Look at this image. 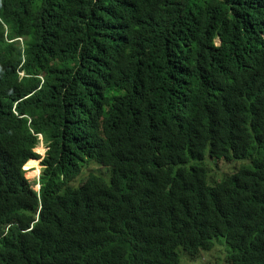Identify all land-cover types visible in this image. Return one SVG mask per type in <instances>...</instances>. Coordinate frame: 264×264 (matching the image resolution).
<instances>
[{
  "label": "trees",
  "instance_id": "1",
  "mask_svg": "<svg viewBox=\"0 0 264 264\" xmlns=\"http://www.w3.org/2000/svg\"><path fill=\"white\" fill-rule=\"evenodd\" d=\"M207 155L251 164L220 181ZM219 238L264 264V0H0V264H182Z\"/></svg>",
  "mask_w": 264,
  "mask_h": 264
},
{
  "label": "rangeland",
  "instance_id": "2",
  "mask_svg": "<svg viewBox=\"0 0 264 264\" xmlns=\"http://www.w3.org/2000/svg\"><path fill=\"white\" fill-rule=\"evenodd\" d=\"M35 153L43 159L45 157L47 150L43 148V144L40 143V145L35 150ZM206 164L210 168L211 172H213V175H219L218 178L220 181L223 179L225 175L228 174H234L237 170L242 168L243 166H249L251 164V161H232L227 162L226 160H217L212 159L210 155L206 156ZM42 161V160H41ZM40 161V162H41ZM39 162V161H38ZM39 162V169L38 165L36 166L35 172L33 167H27L26 172V178L29 181L32 188L38 192L39 186L38 182L41 176L42 167ZM225 178V177H224ZM228 253H230V248L226 244L225 240L222 238L214 240L213 248L211 251H203L197 256L190 257L188 255H181L182 264H223V261L228 256Z\"/></svg>",
  "mask_w": 264,
  "mask_h": 264
},
{
  "label": "bare ground",
  "instance_id": "3",
  "mask_svg": "<svg viewBox=\"0 0 264 264\" xmlns=\"http://www.w3.org/2000/svg\"><path fill=\"white\" fill-rule=\"evenodd\" d=\"M29 165V167H33V169H34V173H36L35 172V169H36V166L35 165H38V169H39V162L37 163V164H28ZM27 170V169H26Z\"/></svg>",
  "mask_w": 264,
  "mask_h": 264
},
{
  "label": "clouds",
  "instance_id": "4",
  "mask_svg": "<svg viewBox=\"0 0 264 264\" xmlns=\"http://www.w3.org/2000/svg\"><path fill=\"white\" fill-rule=\"evenodd\" d=\"M40 143H42V144H43V148H45V147H44V142H43V138H42V137L39 138V145H40ZM39 145H38V146H39ZM45 149H46V148H45ZM44 158H45V157H43V159H44ZM43 159H42V161H43ZM42 161H41V162L39 161L40 164L42 163Z\"/></svg>",
  "mask_w": 264,
  "mask_h": 264
}]
</instances>
